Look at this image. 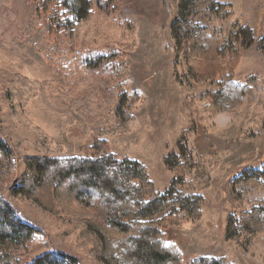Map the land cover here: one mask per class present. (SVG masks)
<instances>
[{"label": "rangeland", "instance_id": "obj_1", "mask_svg": "<svg viewBox=\"0 0 264 264\" xmlns=\"http://www.w3.org/2000/svg\"><path fill=\"white\" fill-rule=\"evenodd\" d=\"M217 1L231 5L232 20L248 26L253 41L241 49L233 75L234 83L249 90L233 109L213 113L207 92L216 82L193 77V59L172 33L179 0H108L72 24L44 9L43 0H0V138L11 151L7 171L0 173V196L38 231L16 250L21 262L52 252L77 264H106L101 240L82 213L68 216L48 200L45 206L33 195L11 191L30 174L27 157H88L93 133L108 127L111 151L143 164L156 191L183 176L175 187L203 196L199 217L176 209V224L165 230L184 264L200 256L231 261L228 255L264 264V233H247L240 223L244 212L264 205V189L243 192L246 182L240 181L245 169H264V0ZM195 19L209 24L202 16ZM84 45L127 48V68L115 77L113 97L98 104L92 98L76 101L93 82L73 74L76 52ZM59 66L72 70L62 81ZM125 86L133 118L123 122L114 96ZM187 129L182 140L187 157L204 166L208 179L195 177L186 162L173 168L164 163L170 153L179 155L177 143Z\"/></svg>", "mask_w": 264, "mask_h": 264}, {"label": "trees", "instance_id": "obj_2", "mask_svg": "<svg viewBox=\"0 0 264 264\" xmlns=\"http://www.w3.org/2000/svg\"><path fill=\"white\" fill-rule=\"evenodd\" d=\"M108 0H43V8L55 17L73 23L92 14L94 6ZM202 16L209 24L200 25L195 19ZM234 13L229 3L217 0H179V15L172 24V33L179 49L192 57V75L197 80H213L207 92L211 112L227 111L237 106L249 90L246 84L233 82L241 49L251 44L248 26L232 20ZM127 48L108 47L105 51L81 46L76 52L74 75L91 76L93 82L77 93L76 101L96 99L97 104L113 97L115 77L127 66L123 51ZM61 81L72 73L67 67H57ZM129 86L114 97L118 98L117 114L123 122L133 118L129 109ZM108 127L95 131L88 157H27V172L11 193L33 195L41 204L60 206L68 216L80 214L88 228L101 240L100 257L106 264H184L179 248L168 239L166 228L176 224L175 210L199 217L203 196L191 190H181L183 176L164 192L156 191L148 169L138 160L118 158L110 149L106 134ZM190 130L181 132L177 143L179 155L170 153L164 158L169 167L188 163L195 177L208 179V172L193 158L187 157L182 140ZM11 151L0 138V173L7 171L5 161ZM4 170L5 172H2ZM240 181L246 182L243 192L264 189V169H245ZM48 198V199H47ZM53 202H52V201ZM81 203L83 207L74 206ZM168 207L172 210L160 218L154 215ZM240 223L247 233H264V205L241 215ZM230 226V224H229ZM38 231L22 221L8 202L0 196V264H77L75 258L43 252L29 262H21L16 254L27 246ZM227 238H231L227 234ZM187 264H234L226 257L200 256Z\"/></svg>", "mask_w": 264, "mask_h": 264}, {"label": "crops", "instance_id": "obj_3", "mask_svg": "<svg viewBox=\"0 0 264 264\" xmlns=\"http://www.w3.org/2000/svg\"><path fill=\"white\" fill-rule=\"evenodd\" d=\"M228 258H230L231 259V261L234 263V264H246V261L244 260H241V259H239V258H237V257H235L234 255L233 256H227ZM253 263V262H252ZM253 264H255V263H253ZM257 264H263V263H261V262H259V261H257Z\"/></svg>", "mask_w": 264, "mask_h": 264}]
</instances>
